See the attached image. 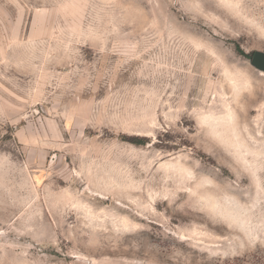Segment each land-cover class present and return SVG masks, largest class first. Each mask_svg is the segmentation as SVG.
<instances>
[{
  "label": "rangeland",
  "instance_id": "374dc122",
  "mask_svg": "<svg viewBox=\"0 0 264 264\" xmlns=\"http://www.w3.org/2000/svg\"><path fill=\"white\" fill-rule=\"evenodd\" d=\"M255 50L264 0H0V264H264Z\"/></svg>",
  "mask_w": 264,
  "mask_h": 264
},
{
  "label": "water",
  "instance_id": "95a60500",
  "mask_svg": "<svg viewBox=\"0 0 264 264\" xmlns=\"http://www.w3.org/2000/svg\"><path fill=\"white\" fill-rule=\"evenodd\" d=\"M250 64L264 72V51L255 50L250 57Z\"/></svg>",
  "mask_w": 264,
  "mask_h": 264
},
{
  "label": "trees",
  "instance_id": "16d2710c",
  "mask_svg": "<svg viewBox=\"0 0 264 264\" xmlns=\"http://www.w3.org/2000/svg\"><path fill=\"white\" fill-rule=\"evenodd\" d=\"M139 144H140V142H139Z\"/></svg>",
  "mask_w": 264,
  "mask_h": 264
}]
</instances>
